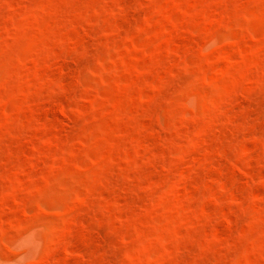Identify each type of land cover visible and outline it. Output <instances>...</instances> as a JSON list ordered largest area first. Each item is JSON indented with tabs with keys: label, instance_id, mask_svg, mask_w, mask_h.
Instances as JSON below:
<instances>
[{
	"label": "rangeland",
	"instance_id": "374dc122",
	"mask_svg": "<svg viewBox=\"0 0 264 264\" xmlns=\"http://www.w3.org/2000/svg\"><path fill=\"white\" fill-rule=\"evenodd\" d=\"M264 264V0H0V260Z\"/></svg>",
	"mask_w": 264,
	"mask_h": 264
},
{
	"label": "clouds",
	"instance_id": "9594fccd",
	"mask_svg": "<svg viewBox=\"0 0 264 264\" xmlns=\"http://www.w3.org/2000/svg\"><path fill=\"white\" fill-rule=\"evenodd\" d=\"M48 230L38 224L19 233L10 241L13 256L10 260H0V264H39L45 249Z\"/></svg>",
	"mask_w": 264,
	"mask_h": 264
}]
</instances>
